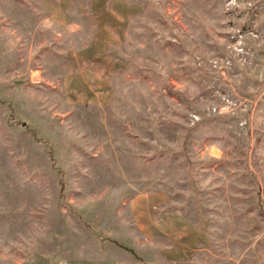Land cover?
Segmentation results:
<instances>
[{
	"label": "rangeland",
	"instance_id": "rangeland-1",
	"mask_svg": "<svg viewBox=\"0 0 264 264\" xmlns=\"http://www.w3.org/2000/svg\"><path fill=\"white\" fill-rule=\"evenodd\" d=\"M0 264H264V0H0Z\"/></svg>",
	"mask_w": 264,
	"mask_h": 264
}]
</instances>
